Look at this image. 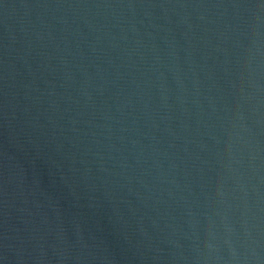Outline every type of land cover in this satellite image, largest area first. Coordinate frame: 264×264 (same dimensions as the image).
<instances>
[{
    "label": "water",
    "instance_id": "water-1",
    "mask_svg": "<svg viewBox=\"0 0 264 264\" xmlns=\"http://www.w3.org/2000/svg\"><path fill=\"white\" fill-rule=\"evenodd\" d=\"M0 264H264V0H0Z\"/></svg>",
    "mask_w": 264,
    "mask_h": 264
}]
</instances>
